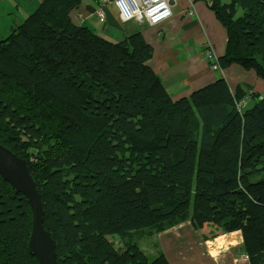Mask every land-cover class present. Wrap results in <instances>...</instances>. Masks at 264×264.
<instances>
[{
    "label": "trees",
    "instance_id": "16d2710c",
    "mask_svg": "<svg viewBox=\"0 0 264 264\" xmlns=\"http://www.w3.org/2000/svg\"><path fill=\"white\" fill-rule=\"evenodd\" d=\"M198 1L227 34L217 69L264 80V0ZM80 4L43 0L0 40V144L28 163L58 264H169L138 242L186 221L264 264V93L218 79L174 99L141 34L75 26ZM31 227L0 177V264H38Z\"/></svg>",
    "mask_w": 264,
    "mask_h": 264
},
{
    "label": "crops",
    "instance_id": "0c3cea01",
    "mask_svg": "<svg viewBox=\"0 0 264 264\" xmlns=\"http://www.w3.org/2000/svg\"><path fill=\"white\" fill-rule=\"evenodd\" d=\"M42 1L0 0V30L5 26L7 34ZM170 10L171 16L156 25L147 21L123 22L114 0H81L79 8L70 13V19L75 26L87 27L113 43L123 41L126 33L139 32L153 49L148 66L174 99L189 96L218 79H224L231 90L239 84H248L253 93H264V80L252 71L238 66L225 70L211 67L206 54L211 51L216 59L223 56L227 34L202 1L172 0ZM99 11L103 18L97 16ZM204 235L216 236L214 243L221 235L230 240L223 246L206 247ZM152 238L157 242L153 243V254L159 251L169 264H248L241 258L240 232L220 234L209 227L198 231L186 221ZM142 250L145 251L144 247Z\"/></svg>",
    "mask_w": 264,
    "mask_h": 264
},
{
    "label": "water",
    "instance_id": "95a60500",
    "mask_svg": "<svg viewBox=\"0 0 264 264\" xmlns=\"http://www.w3.org/2000/svg\"><path fill=\"white\" fill-rule=\"evenodd\" d=\"M0 177L13 191L22 194L30 207L32 227L28 241V251L38 264H58L55 243L43 226L44 209L41 195L30 174L26 160L17 157L0 144Z\"/></svg>",
    "mask_w": 264,
    "mask_h": 264
},
{
    "label": "built area",
    "instance_id": "2783aa9c",
    "mask_svg": "<svg viewBox=\"0 0 264 264\" xmlns=\"http://www.w3.org/2000/svg\"><path fill=\"white\" fill-rule=\"evenodd\" d=\"M114 1L118 9L120 10L119 16L123 22L131 21V20L147 21L150 25H156L163 22L164 20L168 19L171 16L170 14L169 16L157 21L156 23H153L152 17L157 14L155 12V8L157 5L150 8L147 5L146 0H114ZM170 2L171 0H166V6L169 10H170ZM161 11H163V9H161ZM97 16L99 18H103L102 12L101 11L97 12ZM206 58L209 61L211 67L213 69H217L216 58L214 54L208 52L206 54ZM241 258L244 259L245 261L248 260L247 256L245 255H242Z\"/></svg>",
    "mask_w": 264,
    "mask_h": 264
},
{
    "label": "rangeland",
    "instance_id": "374dc122",
    "mask_svg": "<svg viewBox=\"0 0 264 264\" xmlns=\"http://www.w3.org/2000/svg\"><path fill=\"white\" fill-rule=\"evenodd\" d=\"M172 1V0H171ZM191 15V14H190ZM132 22H134V21H132ZM131 23V22H130ZM4 25V24H3ZM9 33H10V31L9 32H7V34H6V28H5V26H3L2 28H1V30H0V40H3V39H5L8 35H9ZM207 59V58H206ZM208 61V60H207ZM209 62V61H208ZM212 235V234H211ZM211 235H209V236H206V235H204L203 237H204V242H205V246L206 247H210V244L211 245H213L214 244V246H215V243H214V240L215 239H217V237L216 236H211ZM206 236V237H205ZM216 237V238H215ZM219 237H221V238H226L225 236H219ZM108 238H109V240L110 241H112L113 243H114V245H119V243H120V241H121V239H120V237L118 236V235H109L108 236ZM153 238L151 237V238H149V239H142V240H140L139 241V246L140 247H144V249H145V252L147 253V254H149V255H153V251H154V245H153V243L155 244V243H157L156 242V240L155 239H153ZM203 242V243H204ZM227 243V242H226ZM226 243H224V245L226 244ZM142 247V248H143ZM152 252V253H151Z\"/></svg>",
    "mask_w": 264,
    "mask_h": 264
},
{
    "label": "clouds",
    "instance_id": "9594fccd",
    "mask_svg": "<svg viewBox=\"0 0 264 264\" xmlns=\"http://www.w3.org/2000/svg\"><path fill=\"white\" fill-rule=\"evenodd\" d=\"M161 9H163V11H161ZM155 12L157 13L156 15H154L152 17V21L153 23H156L157 21L169 16L170 10L167 8L166 6V0H161V2H159L155 8Z\"/></svg>",
    "mask_w": 264,
    "mask_h": 264
},
{
    "label": "bare ground",
    "instance_id": "6f19581e",
    "mask_svg": "<svg viewBox=\"0 0 264 264\" xmlns=\"http://www.w3.org/2000/svg\"><path fill=\"white\" fill-rule=\"evenodd\" d=\"M147 1V5L152 8L154 6H156L159 2H161V0H146ZM230 237H226V238H221L219 241H217L215 243V246H223L224 243H226L227 241H229ZM232 238V237H231Z\"/></svg>",
    "mask_w": 264,
    "mask_h": 264
}]
</instances>
